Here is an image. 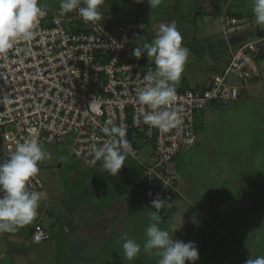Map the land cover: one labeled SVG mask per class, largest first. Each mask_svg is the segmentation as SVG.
<instances>
[{"label":"built area","instance_id":"2783aa9c","mask_svg":"<svg viewBox=\"0 0 264 264\" xmlns=\"http://www.w3.org/2000/svg\"><path fill=\"white\" fill-rule=\"evenodd\" d=\"M49 2L38 0L46 14L36 26V36L16 42L0 55V162L23 139L36 138L40 144L67 140L72 159L93 169L102 161H96L90 149L110 142L101 129L112 121L126 129L133 148L127 158L138 160L141 147L150 146V163L144 165L133 188L152 211L151 201L157 194L166 200L159 214L168 220L179 200L178 178L167 171L168 165L196 146L200 111L237 101L259 79L264 34L254 32L248 15L222 12L221 33L229 49L235 45L229 62L206 87L177 88L172 110H178L180 122L164 132L143 123L147 108L136 99L144 75L154 67L141 58L124 59L134 33L143 27L119 21L109 31L98 22H84L75 10L61 15L60 4ZM229 76L240 83L228 84ZM31 186L41 193L39 175L32 178ZM29 239L38 244L49 235L35 224Z\"/></svg>","mask_w":264,"mask_h":264},{"label":"rangeland","instance_id":"374dc122","mask_svg":"<svg viewBox=\"0 0 264 264\" xmlns=\"http://www.w3.org/2000/svg\"><path fill=\"white\" fill-rule=\"evenodd\" d=\"M51 3L57 5L60 0H51ZM136 4L134 14L126 11L124 0H104L100 6L103 18L98 23L106 30L114 31L119 21L135 22L143 27V31L134 33L124 59H134L132 51L137 45L152 42L160 26L174 20L182 35V46L189 49L177 88L202 89L212 76L223 73L235 45L230 49L227 47L221 33L220 16L210 0H162L155 9L147 0ZM139 13L142 16L137 18ZM140 58L155 67L146 54ZM227 83L238 85L240 82L229 76ZM251 85L246 96L239 101L200 111L197 114L196 146L182 152L176 162L167 167V171L178 178L179 197L182 198L172 215L180 210L179 213L192 219L184 223L174 216L159 226L173 234L174 240L195 243L199 259L194 264H245L250 256L264 255V76L259 82L262 89ZM41 145L52 158L38 165L44 193H41L40 203L44 199H56L59 207L64 209L65 205L86 202L85 190L102 181L98 178L105 170L102 164L93 169L79 165L71 157L67 140L61 144L43 142ZM149 152V145L141 147L138 162L149 164ZM138 162L135 161L137 166ZM130 188L134 189L132 185ZM92 189L86 191L89 197L91 191H95ZM184 194L190 196L189 203ZM40 207L42 209L44 205ZM196 217L199 222L205 219V226L196 224L198 230L186 234L188 225L195 222ZM73 234L67 237L60 232L46 242L23 247L22 258L15 264H157L159 259L141 250L135 259L129 261L124 258L120 243L113 245L116 252L110 255L105 254L104 248L91 247L95 252L90 254L97 259L89 263L76 262L71 250H76ZM106 240L99 238L100 246L103 241L109 242Z\"/></svg>","mask_w":264,"mask_h":264},{"label":"clouds","instance_id":"9594fccd","mask_svg":"<svg viewBox=\"0 0 264 264\" xmlns=\"http://www.w3.org/2000/svg\"><path fill=\"white\" fill-rule=\"evenodd\" d=\"M147 3L155 9L162 0H147ZM103 4L104 0H60V11L65 15L75 10L84 22L95 24L103 18L100 11ZM251 12L255 23L264 26V0H251ZM45 14L38 0H0V55L7 54L20 40L31 41ZM142 54H146L155 66L144 75L143 87L136 93L137 102L147 108L143 123L167 132L180 122L178 110H172V106L177 100V87L189 57V49L182 46V35L176 22L162 24L152 42L137 45L132 51L137 59ZM2 102L3 98H0ZM101 131L111 138L110 142L92 145L90 155L96 161H102V167L116 176L133 148L126 139L124 127L109 121ZM51 158V153L32 138L18 141L14 151L0 162V233L15 232L38 215L42 194L33 190L31 180L39 174L38 165ZM165 201L159 194L151 201L150 207L155 211L150 213L143 249L127 234L121 237L124 258L131 261L143 250L145 254L159 257L157 264H186V261L194 264L199 259L194 242L174 240L173 234L159 227V210ZM245 264H264V255L250 256Z\"/></svg>","mask_w":264,"mask_h":264},{"label":"crops","instance_id":"0c3cea01","mask_svg":"<svg viewBox=\"0 0 264 264\" xmlns=\"http://www.w3.org/2000/svg\"><path fill=\"white\" fill-rule=\"evenodd\" d=\"M49 4L51 5L54 3H51L50 0ZM224 11L234 15H248L253 22L254 32L264 34V26L255 23V18L251 12V0L220 1L219 16ZM208 12H210V10ZM263 65L264 57L260 58L258 64L260 77L257 81L253 82V87H257L258 89H262L259 82L264 76ZM250 85L248 87H250ZM246 90L239 99L246 96L248 92V90ZM239 99L237 101H239ZM191 149H194V147ZM138 160L126 158L124 162L125 165L121 167L116 176L111 175L108 171L104 170V172L99 174L98 177L102 181H98L96 184L94 183V187L89 186L83 193V195L85 194L87 197V200L84 203L80 204L81 201H78L72 206L65 205L63 209L59 207L56 199H44L39 205L41 206L43 204L44 208L41 209L40 207L38 209V215L32 222L19 227L15 232L0 233L2 240V242L0 241V264H15L16 260H21L22 258L23 247L37 245L31 243L29 239L35 224H39L43 227L45 232L49 235L48 240L57 237L60 235V232L67 234V237L68 234L75 233L73 235L75 241L74 247L76 250L72 247L71 250L76 262H78L77 260L86 261L88 263L95 261L97 257L90 254L95 252L91 247L100 250L104 248L105 254L108 255L115 253L116 251H114L113 245L117 244L118 246L120 243H123L121 237L125 234H127L129 238L137 237L135 239L138 240L137 243L143 245L145 240V230L149 226L150 213L153 211L149 208L145 200L139 196L137 191L130 188L131 185L133 186V182L136 178H138L143 172L144 165L147 164H141ZM176 160L177 158L174 162H176ZM135 161L138 162V166L135 164ZM100 165L97 167H100ZM91 188L95 189V191H91L92 195L89 197L86 191ZM42 191L41 193L44 194ZM184 197L188 199L189 203V200H191L190 196H185L184 194ZM181 199L182 198L179 197L178 204H180ZM179 211L180 210H178V213L175 215H171V217L173 218L175 216L176 219L183 221L184 223L188 219H192L191 216H185L179 213ZM186 217L188 218L185 219ZM64 220L66 221L65 223ZM163 222L165 223L167 221L161 218V225ZM200 223H203L205 226V219L202 218L201 222H199V219L196 217L195 222L188 225L186 234L188 231H197L198 229L195 228V225ZM58 225L60 226V229L58 228ZM145 225L147 226L145 227ZM161 225L159 226L160 228H162ZM98 237L104 238L105 240L109 239V242L107 243L103 241L100 246ZM67 240L69 239L67 238ZM65 245L69 247L67 242ZM78 252L80 255H78Z\"/></svg>","mask_w":264,"mask_h":264},{"label":"trees","instance_id":"16d2710c","mask_svg":"<svg viewBox=\"0 0 264 264\" xmlns=\"http://www.w3.org/2000/svg\"><path fill=\"white\" fill-rule=\"evenodd\" d=\"M126 5H127V12L128 13H131V14H134L136 12V8H137V2L136 0H124ZM220 1H224V0H210V4L211 6L213 7V9L216 11V12H219V3ZM142 14H136V17H141Z\"/></svg>","mask_w":264,"mask_h":264}]
</instances>
